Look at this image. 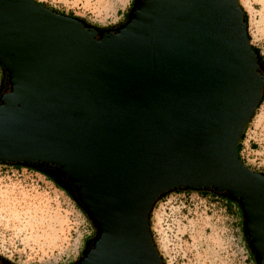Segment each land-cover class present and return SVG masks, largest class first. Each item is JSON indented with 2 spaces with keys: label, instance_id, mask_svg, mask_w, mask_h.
<instances>
[{
  "label": "water",
  "instance_id": "water-1",
  "mask_svg": "<svg viewBox=\"0 0 264 264\" xmlns=\"http://www.w3.org/2000/svg\"><path fill=\"white\" fill-rule=\"evenodd\" d=\"M263 95L238 0H134L111 28L0 0V164L69 182L95 230L73 264H163L148 216L181 190L235 202L264 264V174L236 154Z\"/></svg>",
  "mask_w": 264,
  "mask_h": 264
},
{
  "label": "rangeland",
  "instance_id": "rangeland-1",
  "mask_svg": "<svg viewBox=\"0 0 264 264\" xmlns=\"http://www.w3.org/2000/svg\"><path fill=\"white\" fill-rule=\"evenodd\" d=\"M97 28L121 24L131 0H34ZM247 16L249 43L264 57V0H238ZM245 150L241 152V149ZM264 174V102L250 119L238 156ZM169 192L149 216L152 242L163 264H255L242 235L236 204L206 192ZM92 223L72 198L44 173L0 164V258L12 264H73Z\"/></svg>",
  "mask_w": 264,
  "mask_h": 264
},
{
  "label": "trees",
  "instance_id": "trees-1",
  "mask_svg": "<svg viewBox=\"0 0 264 264\" xmlns=\"http://www.w3.org/2000/svg\"><path fill=\"white\" fill-rule=\"evenodd\" d=\"M54 11V10H53ZM62 14V13H61ZM242 15H243V18H244V21H245V25H246V33H247V16H246V13H245V11H243L242 10ZM68 16H72V15H68ZM247 38H248V41L250 40V38H249V35H248V33H247ZM251 49H252V51H253V53L255 54V56L257 57V59H258V61H259V64H260V66H261V69L263 70V72H264V57L259 53V50L257 49V48H255V47H253L252 45H251ZM264 102V95L261 97V99H260V101H259V103H258V105H257V107H256V110H257V108L259 107V105L261 104V103H263ZM255 110V111H256ZM253 116H254V114H253ZM252 119V118H251ZM250 122V121H249ZM245 129H246V127H245ZM245 129H244V131H245ZM244 131H243V133H242V135H241V137H240V139H239V141H238V144H237V147H236V154H237V157H238V159H239V156H238V153H239V146H240V143H241V141H242V138H243V134H244ZM240 160V159H239ZM14 166V165H13ZM16 166V165H15ZM30 167V166H29ZM32 168V167H31ZM37 169L36 170H38V171H40V172H42V173H44L48 178H50L55 184H57L60 188H62L67 194H68V192H67V190H69V191H72V188L70 187V185H69V182L66 180V179H63L54 169H51V168H45V167H41V166H37L36 167ZM35 169V168H34ZM200 194H202V195H205L206 194V192H200ZM69 195V194H68ZM73 200V199H72ZM74 201V200H73ZM224 201H225V203H226V205L228 206V207H230V206H233L234 204H236V203H234V202H232V201H229V200H227V199H224ZM75 202V201H74ZM236 206L238 207V205L236 204ZM238 209H239V207H238ZM87 242V241H86ZM249 250V249H248ZM251 254V253H250ZM251 257H252V259H253V261H254V263L256 264V261L254 260V257H253V255L251 254ZM3 260V259H2ZM3 261H5V260H3ZM6 262V261H5Z\"/></svg>",
  "mask_w": 264,
  "mask_h": 264
},
{
  "label": "flooded vegetation",
  "instance_id": "flooded-vegetation-1",
  "mask_svg": "<svg viewBox=\"0 0 264 264\" xmlns=\"http://www.w3.org/2000/svg\"><path fill=\"white\" fill-rule=\"evenodd\" d=\"M133 1L134 0H131V3H133ZM131 6H132V4H131ZM250 170H252V171H254V172H257V171H255V170H253V169H250ZM261 173V172H260ZM235 203V202H234ZM0 264H12V263H8V262H5V261H3L1 258H0Z\"/></svg>",
  "mask_w": 264,
  "mask_h": 264
},
{
  "label": "built area",
  "instance_id": "built-area-1",
  "mask_svg": "<svg viewBox=\"0 0 264 264\" xmlns=\"http://www.w3.org/2000/svg\"><path fill=\"white\" fill-rule=\"evenodd\" d=\"M245 150V148L244 149H241V152H243ZM240 155V154H239ZM239 159L240 160H243V155L241 154L240 156H239ZM242 162V161H241ZM183 193H187V192H183Z\"/></svg>",
  "mask_w": 264,
  "mask_h": 264
},
{
  "label": "crops",
  "instance_id": "crops-1",
  "mask_svg": "<svg viewBox=\"0 0 264 264\" xmlns=\"http://www.w3.org/2000/svg\"><path fill=\"white\" fill-rule=\"evenodd\" d=\"M57 2H60V0H57Z\"/></svg>",
  "mask_w": 264,
  "mask_h": 264
}]
</instances>
